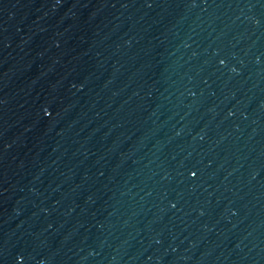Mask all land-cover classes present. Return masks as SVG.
<instances>
[{"label":"water","instance_id":"1","mask_svg":"<svg viewBox=\"0 0 264 264\" xmlns=\"http://www.w3.org/2000/svg\"><path fill=\"white\" fill-rule=\"evenodd\" d=\"M0 264H264V0H0Z\"/></svg>","mask_w":264,"mask_h":264}]
</instances>
